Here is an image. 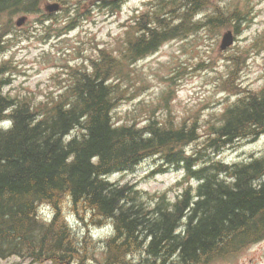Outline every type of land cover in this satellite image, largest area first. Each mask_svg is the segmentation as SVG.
Masks as SVG:
<instances>
[{
	"label": "trees",
	"instance_id": "16d2710c",
	"mask_svg": "<svg viewBox=\"0 0 264 264\" xmlns=\"http://www.w3.org/2000/svg\"><path fill=\"white\" fill-rule=\"evenodd\" d=\"M48 1L0 0V16L33 11ZM200 2L161 1L158 12L144 17L128 39L125 58L135 62L169 37L185 35L195 26ZM182 6L187 7L183 13ZM237 14L220 12L207 26L237 28ZM179 17L183 21L178 25L174 21ZM3 42L0 32V50ZM104 57L108 61L94 63V74L77 76L76 95H69L70 100L34 107L0 90V121L9 116L13 122L10 129L0 128V260L86 264L92 258L87 242L61 214L68 200L81 219L91 214L94 223L112 221L115 231L105 240L102 264H133L128 258L136 252L145 256L143 264H210L264 239V155L234 165L187 155L184 146L202 139L197 120L181 127L156 120L143 128L118 127L113 111L123 93L111 80L125 76L128 64L109 53ZM233 81L228 90L235 101L206 130L208 146L219 151L264 134V87L253 91L231 85ZM152 155L184 167L198 181L197 190L188 187L174 202L163 197L153 208L134 186L110 180ZM42 202L57 210L52 223L38 219Z\"/></svg>",
	"mask_w": 264,
	"mask_h": 264
},
{
	"label": "rangeland",
	"instance_id": "374dc122",
	"mask_svg": "<svg viewBox=\"0 0 264 264\" xmlns=\"http://www.w3.org/2000/svg\"><path fill=\"white\" fill-rule=\"evenodd\" d=\"M66 1H57L60 11L54 13L53 24L44 23V16L48 13L45 8L51 5L48 2H42L38 12L3 14L0 31L4 33L3 38L7 39V43L0 52V67L7 63L11 68L16 65L5 76L11 81L5 88L6 92L31 98L35 102L54 97L65 82V87L71 83L69 77L61 72L68 61L71 60L76 65L82 62L81 54L84 59L94 57L98 47H106L119 55L128 43L126 26L139 11L146 8V0H117L118 6L108 5V10L94 4L95 8L92 10L97 15V22L90 21L89 18L84 27L75 26L68 30L65 27L70 24L68 14L71 8L86 2L95 3L97 0ZM200 1V5L203 4V8L199 10L203 13L200 17L205 19L220 12L242 13L247 4L245 0ZM172 4L168 3L166 6L172 8ZM253 5L254 9L252 13H248L247 22H242L240 31L235 33L236 45L229 50H221L220 43L223 34L232 28L209 27L201 32L168 40L156 53L127 66L128 75L119 82L123 96L114 113L115 121L120 124L136 122L143 125L149 116L160 121L172 117L178 123L185 117H198L202 126L210 127L209 121H217L224 106L235 99L229 93L227 78L234 76L231 85L243 84L244 88L253 91L263 87L264 45H252L253 40L264 31V0H253ZM20 17H24L26 23L22 27L16 25ZM118 78L115 77L114 81ZM164 97L169 99L168 103ZM184 147L189 153H196L204 150L205 142L198 140ZM262 154L264 135L236 143L234 148L225 150L222 158L233 162ZM161 158L162 156L147 158L132 170L116 173L111 178L119 184L134 185L142 193L143 201L149 207H154L155 199L163 193H169L168 197L174 199L179 187L178 181L183 178L181 168L161 165ZM153 169L158 172L152 173ZM65 207L68 210L67 202ZM74 226L75 232L85 238L86 251L92 257L86 259L85 263L101 264L106 255L103 241L111 228L95 227L91 233L85 230L88 224L81 220L74 221ZM144 257L142 252H136L128 259L133 264H143ZM13 261L21 259L13 257L9 261L3 260L1 264ZM30 263L33 262L27 261L25 264ZM210 264H264V240L252 244L239 254L217 259Z\"/></svg>",
	"mask_w": 264,
	"mask_h": 264
},
{
	"label": "water",
	"instance_id": "95a60500",
	"mask_svg": "<svg viewBox=\"0 0 264 264\" xmlns=\"http://www.w3.org/2000/svg\"><path fill=\"white\" fill-rule=\"evenodd\" d=\"M56 8H57V5H52V6H50V10H54V9H56ZM22 22H23V20L20 21V24H21ZM232 42H233L232 34H231V33H228V34L225 36L223 47L226 48V47L229 46Z\"/></svg>",
	"mask_w": 264,
	"mask_h": 264
},
{
	"label": "bare ground",
	"instance_id": "6f19581e",
	"mask_svg": "<svg viewBox=\"0 0 264 264\" xmlns=\"http://www.w3.org/2000/svg\"><path fill=\"white\" fill-rule=\"evenodd\" d=\"M66 139V138H65ZM195 142V141H194ZM239 143V142H238ZM240 145V144H239ZM261 158V157H260ZM247 160V159H246ZM241 164V163H240ZM234 165V164H233ZM224 174V173H223ZM79 237V236H78ZM90 238V237H89ZM108 238V237H107ZM106 238V239H107ZM108 240V239H107ZM250 241V240H249ZM248 244V243H247ZM241 247V246H240ZM239 248V247H238ZM241 249V248H240ZM237 250V249H236ZM23 261V260H22ZM101 262V261H100ZM31 264V263H30ZM53 264V263H52Z\"/></svg>",
	"mask_w": 264,
	"mask_h": 264
}]
</instances>
